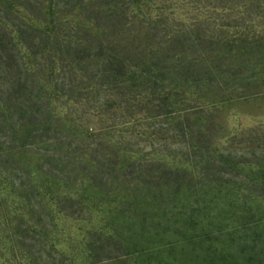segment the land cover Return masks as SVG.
<instances>
[{"label":"trees","instance_id":"obj_1","mask_svg":"<svg viewBox=\"0 0 264 264\" xmlns=\"http://www.w3.org/2000/svg\"><path fill=\"white\" fill-rule=\"evenodd\" d=\"M205 1L0 0V264H264V156L219 142L264 98V0Z\"/></svg>","mask_w":264,"mask_h":264},{"label":"rangeland","instance_id":"obj_2","mask_svg":"<svg viewBox=\"0 0 264 264\" xmlns=\"http://www.w3.org/2000/svg\"><path fill=\"white\" fill-rule=\"evenodd\" d=\"M205 3L207 1L203 0L202 5ZM217 3L219 2L217 1ZM236 3V1H229L228 5L235 6ZM258 105H260L259 109H257ZM223 118L226 128L225 132L227 135L229 134L227 137H229L230 141L227 142V139L223 138L219 140L221 144L224 143L233 149L245 152L255 150L262 152L264 156V98L247 103L230 104L225 108ZM90 119L85 124L94 128L96 125L93 119ZM253 171V180L257 181L260 175L256 174V169ZM239 178H243L242 174L239 175ZM241 229L243 228H240L235 233V239L238 238L240 240L246 234L248 235V231ZM198 243L197 241L184 242L175 240L168 245L161 244V247H152L147 244L144 236H134V242L132 241L128 245L127 252L122 244L114 245L112 243L107 246L100 262L95 264H213L204 259ZM246 245L250 247L249 242ZM63 246V248H67L64 243ZM247 246L245 247L247 248ZM76 250L78 251L77 248ZM56 258L58 259L56 263L60 264L61 259L59 257ZM72 262V259H68L65 264H73Z\"/></svg>","mask_w":264,"mask_h":264}]
</instances>
